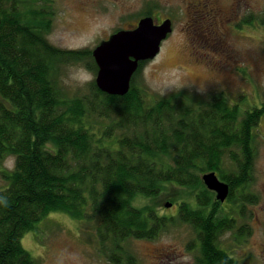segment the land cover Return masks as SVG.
I'll list each match as a JSON object with an SVG mask.
<instances>
[{
  "label": "trees",
  "instance_id": "16d2710c",
  "mask_svg": "<svg viewBox=\"0 0 264 264\" xmlns=\"http://www.w3.org/2000/svg\"><path fill=\"white\" fill-rule=\"evenodd\" d=\"M39 1L0 0V176L7 182L0 196L8 201L0 203V264H37L23 238L56 212L97 220L100 252L118 243L124 254L108 258L132 264L135 255L123 242L157 238L176 222L132 203L158 195L166 182L199 188L198 207L182 203L177 218L197 232L198 264H237L219 236L235 228L231 214L257 201L248 188L264 102L242 109L244 96L231 103L212 91L171 93L148 105L133 82L148 61L139 63L123 96L103 92L95 78L93 93L68 98L64 67L83 64L96 77L99 68L93 50L51 42L53 12ZM243 22L264 26V13ZM10 157L12 170L4 165ZM210 172L229 185L226 201L236 208L228 210L208 189L203 175Z\"/></svg>",
  "mask_w": 264,
  "mask_h": 264
},
{
  "label": "rangeland",
  "instance_id": "374dc122",
  "mask_svg": "<svg viewBox=\"0 0 264 264\" xmlns=\"http://www.w3.org/2000/svg\"><path fill=\"white\" fill-rule=\"evenodd\" d=\"M40 0L53 14L51 42L63 49L94 50L121 29H133L147 12L160 21L170 18L173 31L162 43L159 55L142 67L134 84L142 89L145 101L152 105L161 96L189 92L204 96L222 91L229 102L240 103L242 109L260 107L264 102V26L257 22L246 24L250 14L264 13V0H214L222 19L216 25L220 41L216 46L193 40L188 26V7L196 0ZM38 2V3H39ZM40 4V3H39ZM164 18V19H161ZM243 24V25H241ZM216 34V36L218 37ZM221 43V47H218ZM218 47V48H217ZM74 66H82L79 78L70 76ZM64 94L68 98L84 97L93 93L96 75L83 64L67 65L62 69ZM83 81V83H81ZM132 84V81H131ZM258 155L253 181L248 192L257 197L254 204H246L244 212L231 214L236 220L233 229L219 236L220 248L237 260V264H264V117L256 129ZM122 135L115 133L114 140ZM4 165L12 170L15 158ZM7 182L0 176V189ZM199 188L166 182L155 196H137L133 206L153 209L161 218L171 221L167 230L154 239L128 238L122 249L132 251L136 261L132 264H198V235L195 229L178 221L180 205L184 202L198 207L196 191ZM171 204V206H167ZM228 210L236 208L222 203ZM146 213V212H145ZM230 213H232L230 211ZM97 220L84 216L74 218L68 213H51L23 238V245L36 259L37 264H54V253L63 249V264H121L108 258V253L123 255L117 244L109 245L108 252H100ZM242 232H238V231ZM194 242L192 245L191 243ZM191 244V246H190ZM107 249V248H106ZM187 254L189 259L180 260ZM129 264V263H126ZM131 264V263H130Z\"/></svg>",
  "mask_w": 264,
  "mask_h": 264
},
{
  "label": "water",
  "instance_id": "95a60500",
  "mask_svg": "<svg viewBox=\"0 0 264 264\" xmlns=\"http://www.w3.org/2000/svg\"><path fill=\"white\" fill-rule=\"evenodd\" d=\"M172 31L171 19L158 24L152 16H147L133 29L119 30L100 42L93 50L99 68L96 77L98 88L110 95L127 94L139 63L155 59L161 51L162 43ZM203 180L208 189L216 193L217 200H227L229 185L221 181L215 172L204 174Z\"/></svg>",
  "mask_w": 264,
  "mask_h": 264
},
{
  "label": "flooded vegetation",
  "instance_id": "af4514ba",
  "mask_svg": "<svg viewBox=\"0 0 264 264\" xmlns=\"http://www.w3.org/2000/svg\"><path fill=\"white\" fill-rule=\"evenodd\" d=\"M192 0L189 1L191 3ZM189 13H190V20H189V28L191 30V34L193 36V40H197L200 42L206 43V47H212L213 50H216V46L213 45L211 42L219 41L221 42L220 36L218 35L216 31V25L218 23V20L220 21L222 17H220V10L217 8V6L214 3V0H196L193 1L188 7ZM153 17V15H152ZM144 18V17H143ZM154 18V17H153ZM142 19V18H141ZM140 19V20H141ZM164 19V18H161ZM170 19V18H166ZM164 19V20H166ZM139 20V21H140ZM155 22L160 24L164 20L160 21L158 19H155ZM138 21V22H139ZM171 21H173L171 19ZM218 35V37L216 36ZM218 43V42H216ZM218 47H221V43ZM217 47V48H218Z\"/></svg>",
  "mask_w": 264,
  "mask_h": 264
},
{
  "label": "clouds",
  "instance_id": "9594fccd",
  "mask_svg": "<svg viewBox=\"0 0 264 264\" xmlns=\"http://www.w3.org/2000/svg\"><path fill=\"white\" fill-rule=\"evenodd\" d=\"M82 66H74L73 70L70 73V76L73 79H78L79 78V71ZM83 83V81H81ZM7 197L5 196H0V203L7 204ZM65 258V252L63 249H59L54 253V264H63ZM180 260H187L189 257L187 254L179 257Z\"/></svg>",
  "mask_w": 264,
  "mask_h": 264
}]
</instances>
